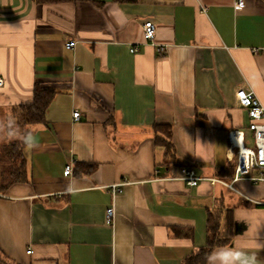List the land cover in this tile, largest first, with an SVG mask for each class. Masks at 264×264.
<instances>
[{"label": "crops", "instance_id": "crops-1", "mask_svg": "<svg viewBox=\"0 0 264 264\" xmlns=\"http://www.w3.org/2000/svg\"><path fill=\"white\" fill-rule=\"evenodd\" d=\"M236 1L0 0V121L37 84L55 91L47 123L15 132L36 139L22 144L25 180L11 183L0 160V264H208L220 248L255 251L257 233L264 242V182L206 180L235 177L230 131L252 140L237 91L264 106V0ZM158 126L171 127L175 157ZM183 167L206 179L189 186ZM211 216L221 239L232 220L230 243L210 247Z\"/></svg>", "mask_w": 264, "mask_h": 264}, {"label": "built area", "instance_id": "built-area-1", "mask_svg": "<svg viewBox=\"0 0 264 264\" xmlns=\"http://www.w3.org/2000/svg\"><path fill=\"white\" fill-rule=\"evenodd\" d=\"M245 7L244 0H237L235 8L242 10ZM157 25L152 21H147L144 24V37L147 41H153L156 37ZM75 41H70L67 44L68 48L74 47ZM165 47H160L159 52H163ZM136 49H131L135 52ZM4 85V79L0 77V87ZM238 103L242 109H245L250 117V124L248 130L252 133V142L247 141L246 134L242 130H232L228 133L230 145L237 150L238 163L236 168L235 177L231 182H226L222 179H206L197 175L193 168L183 167L181 170V179L189 186H197L202 180H208L211 183L221 182L229 188L234 189L235 181L239 179H246L255 184L264 182V106L252 90L241 88L236 93ZM75 121L80 118V112L73 113ZM65 173L70 175L73 173L72 166L66 167ZM124 184V183H123ZM115 184L111 188L113 194L121 192V185ZM5 195L0 193V197ZM115 220L114 207H109L106 210L105 222L112 225ZM32 251L29 250L28 253Z\"/></svg>", "mask_w": 264, "mask_h": 264}, {"label": "trees", "instance_id": "trees-1", "mask_svg": "<svg viewBox=\"0 0 264 264\" xmlns=\"http://www.w3.org/2000/svg\"><path fill=\"white\" fill-rule=\"evenodd\" d=\"M37 3H65L74 2L76 0H35ZM133 1V0H132ZM55 91L52 88L36 85L34 98L32 102L21 105L17 112L16 118L18 119L17 126L22 130L33 125L46 124L47 110L54 98ZM157 129L165 131V137L162 139L167 147L168 153L171 157H175V148L171 141L172 131L170 126H158ZM0 160H4L7 164L5 172L9 174L10 182H22L25 180V159L22 151V144L17 140H8L3 145V150L0 154ZM4 172V173H5ZM209 231H210V247L215 248L230 243L233 236V222L227 219V230L224 237L221 239L219 233V222L217 219L209 218ZM194 258V257H193ZM192 259V258H191Z\"/></svg>", "mask_w": 264, "mask_h": 264}, {"label": "clouds", "instance_id": "clouds-1", "mask_svg": "<svg viewBox=\"0 0 264 264\" xmlns=\"http://www.w3.org/2000/svg\"><path fill=\"white\" fill-rule=\"evenodd\" d=\"M16 127V121L11 122L0 121V128H4L7 132V138L17 140L20 144L31 149L36 147V139L33 133L30 131L27 135H16L12 130ZM256 239V250L238 249V248H220L214 250L205 255V259L208 264H264L258 258V251L264 250V242L259 239V234L257 233L254 237Z\"/></svg>", "mask_w": 264, "mask_h": 264}, {"label": "rangeland", "instance_id": "rangeland-1", "mask_svg": "<svg viewBox=\"0 0 264 264\" xmlns=\"http://www.w3.org/2000/svg\"><path fill=\"white\" fill-rule=\"evenodd\" d=\"M13 120L16 121V127H15L14 129H12V130H13L14 132H16V131H18V132L21 131V129L17 126L18 119L15 117ZM11 121H12V120H10V121H8V122H11ZM3 133H4V134H3V137H4V138H2V140H3V139H4V140L6 139V142H7L8 140H13V139H9V138H7V132H5V130H3ZM247 135H248V138L251 140V137H250L251 135H250L249 133H248ZM250 143H251V146H252V145H253L252 140L250 141ZM253 146H254V145H253ZM253 146H252V147H253Z\"/></svg>", "mask_w": 264, "mask_h": 264}]
</instances>
